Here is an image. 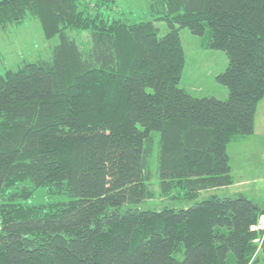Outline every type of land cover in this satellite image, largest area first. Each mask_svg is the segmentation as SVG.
Here are the masks:
<instances>
[{"label": "trees", "instance_id": "16d2710c", "mask_svg": "<svg viewBox=\"0 0 264 264\" xmlns=\"http://www.w3.org/2000/svg\"><path fill=\"white\" fill-rule=\"evenodd\" d=\"M0 0V30L27 17L57 43L0 75V264H264V204L233 183L227 145L264 98V0ZM167 31L160 34L156 25ZM180 28L222 50L227 97L179 85ZM69 31H83L80 42ZM181 194L187 208L123 206ZM45 188L66 201L26 204Z\"/></svg>", "mask_w": 264, "mask_h": 264}, {"label": "rangeland", "instance_id": "374dc122", "mask_svg": "<svg viewBox=\"0 0 264 264\" xmlns=\"http://www.w3.org/2000/svg\"><path fill=\"white\" fill-rule=\"evenodd\" d=\"M148 0H114V7L108 12L129 20H142L149 17L147 13ZM156 25L160 34L167 31L163 22ZM71 37L77 41H87L88 34L83 31H69ZM179 35L185 54V62L179 85L195 97L214 96L218 99L227 97V89L219 84L215 77L222 72L227 65L226 54L219 49H208L205 47V38L192 34L187 28H180ZM58 38L46 39L37 20L27 17L20 24L8 25L0 30V75L7 69L14 68L22 60H34L38 56H46L52 47L57 43ZM257 113V114H256ZM256 137L227 145L230 154V163L233 166V183L227 187L209 190L201 194L197 200L200 201L210 194H217L219 197L235 198L243 195L253 201L264 204V148L261 149L258 143V136L261 138L262 125H264V99L256 109ZM261 141V140H260ZM264 147V145H261ZM153 176L151 189L153 196L140 204H128L123 206L137 207L141 210H160L164 207L187 208L195 201L181 198L182 191L176 197L172 191L169 195H160L156 181ZM66 201L63 194L49 196L45 188L38 189L32 196L24 199L26 204H38L44 202Z\"/></svg>", "mask_w": 264, "mask_h": 264}, {"label": "crops", "instance_id": "0c3cea01", "mask_svg": "<svg viewBox=\"0 0 264 264\" xmlns=\"http://www.w3.org/2000/svg\"><path fill=\"white\" fill-rule=\"evenodd\" d=\"M263 99H264V98H263ZM263 99H262L261 101H263ZM261 101H260V102H261ZM260 102H259V103H260ZM259 103H258V104H259ZM257 108H258V105H257ZM256 114H257V113H256ZM261 127H262V132H263V131H264V125H262ZM256 130H257V124H256V115H255V118H254V131H253L252 135H250V136L244 138L243 141L246 142V140H250V139L256 137ZM260 140H261V141H260ZM258 143H259L261 149L264 148V147L261 146V145H264V133H263V135L261 136V138H259V136H258ZM227 152H228V148H227ZM228 155H229V163H230V154L228 153ZM230 168H231V175H232V171H233L232 169H233V166H232L231 163H230ZM232 176H233V175H232ZM222 188H223V187H222Z\"/></svg>", "mask_w": 264, "mask_h": 264}, {"label": "built area", "instance_id": "2783aa9c", "mask_svg": "<svg viewBox=\"0 0 264 264\" xmlns=\"http://www.w3.org/2000/svg\"><path fill=\"white\" fill-rule=\"evenodd\" d=\"M253 231L263 230L264 231V214L258 217L255 224L250 227Z\"/></svg>", "mask_w": 264, "mask_h": 264}]
</instances>
